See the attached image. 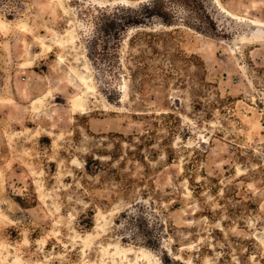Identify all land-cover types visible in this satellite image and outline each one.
I'll list each match as a JSON object with an SVG mask.
<instances>
[{
  "label": "rangeland",
  "instance_id": "374dc122",
  "mask_svg": "<svg viewBox=\"0 0 264 264\" xmlns=\"http://www.w3.org/2000/svg\"><path fill=\"white\" fill-rule=\"evenodd\" d=\"M155 262L264 264V0H0V264Z\"/></svg>",
  "mask_w": 264,
  "mask_h": 264
},
{
  "label": "flooded vegetation",
  "instance_id": "af4514ba",
  "mask_svg": "<svg viewBox=\"0 0 264 264\" xmlns=\"http://www.w3.org/2000/svg\"><path fill=\"white\" fill-rule=\"evenodd\" d=\"M128 12V14H126V19H125V22H124V25H128V26H131V25H136V24H142V21L143 19L147 18L146 15H144V17L142 16H132L131 13H134V11L132 10H126ZM134 21V22H133Z\"/></svg>",
  "mask_w": 264,
  "mask_h": 264
},
{
  "label": "bare ground",
  "instance_id": "6f19581e",
  "mask_svg": "<svg viewBox=\"0 0 264 264\" xmlns=\"http://www.w3.org/2000/svg\"><path fill=\"white\" fill-rule=\"evenodd\" d=\"M83 80V79H82ZM83 81H85V80H83ZM80 97V96H79ZM83 98V97H82ZM82 98H78V99H76L74 102H73V107L75 108V109H77V110H82L83 108H84V106H83V101L84 100H82ZM155 264H158V263H156L155 262Z\"/></svg>",
  "mask_w": 264,
  "mask_h": 264
},
{
  "label": "trees",
  "instance_id": "16d2710c",
  "mask_svg": "<svg viewBox=\"0 0 264 264\" xmlns=\"http://www.w3.org/2000/svg\"><path fill=\"white\" fill-rule=\"evenodd\" d=\"M149 15H150V16H154V14L151 13V12H150L148 15L146 14L147 17H149ZM133 22H134V21H133Z\"/></svg>",
  "mask_w": 264,
  "mask_h": 264
}]
</instances>
